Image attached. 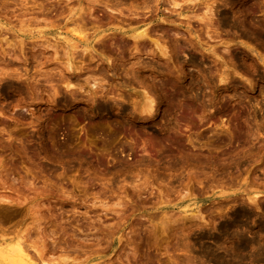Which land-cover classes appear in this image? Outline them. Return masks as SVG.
Instances as JSON below:
<instances>
[{"label":"clouds","instance_id":"9594fccd","mask_svg":"<svg viewBox=\"0 0 264 264\" xmlns=\"http://www.w3.org/2000/svg\"><path fill=\"white\" fill-rule=\"evenodd\" d=\"M0 264H264V0H0Z\"/></svg>","mask_w":264,"mask_h":264}]
</instances>
